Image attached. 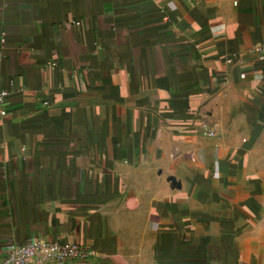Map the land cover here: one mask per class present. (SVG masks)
I'll list each match as a JSON object with an SVG mask.
<instances>
[{
    "label": "crops",
    "instance_id": "0c3cea01",
    "mask_svg": "<svg viewBox=\"0 0 264 264\" xmlns=\"http://www.w3.org/2000/svg\"><path fill=\"white\" fill-rule=\"evenodd\" d=\"M262 44L264 0H0V259L264 264Z\"/></svg>",
    "mask_w": 264,
    "mask_h": 264
},
{
    "label": "built area",
    "instance_id": "2783aa9c",
    "mask_svg": "<svg viewBox=\"0 0 264 264\" xmlns=\"http://www.w3.org/2000/svg\"><path fill=\"white\" fill-rule=\"evenodd\" d=\"M4 40H1L3 43ZM254 54L264 57V44L253 48ZM3 53L0 52V59ZM7 99L5 92H0V107ZM5 111L0 108V115ZM207 136L212 137V132H207ZM94 253L87 247L71 243L48 242L43 239L28 240L23 244L13 245L4 257L0 259V264H67L76 260H86Z\"/></svg>",
    "mask_w": 264,
    "mask_h": 264
}]
</instances>
